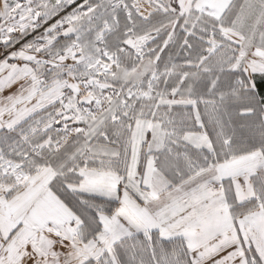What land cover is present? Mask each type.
I'll use <instances>...</instances> for the list:
<instances>
[{
  "label": "snow or ice",
  "instance_id": "6c2138e0",
  "mask_svg": "<svg viewBox=\"0 0 264 264\" xmlns=\"http://www.w3.org/2000/svg\"><path fill=\"white\" fill-rule=\"evenodd\" d=\"M0 264H264V0H0Z\"/></svg>",
  "mask_w": 264,
  "mask_h": 264
}]
</instances>
